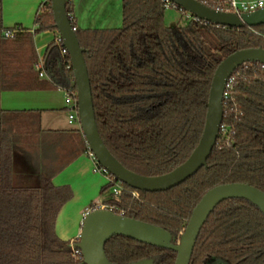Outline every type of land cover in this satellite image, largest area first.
Segmentation results:
<instances>
[{"label":"trees","instance_id":"16d2710c","mask_svg":"<svg viewBox=\"0 0 264 264\" xmlns=\"http://www.w3.org/2000/svg\"><path fill=\"white\" fill-rule=\"evenodd\" d=\"M225 11L228 0H199ZM0 34L17 29L3 26ZM116 28H76L87 66L95 120L108 150L126 168L145 176L161 175L181 164L197 145L216 66L244 48H264V24L240 28L188 19L165 24L164 0H121ZM68 7V2H67ZM72 27L75 23L70 18ZM56 31L50 0L40 3L32 33ZM32 33L28 32L31 38ZM13 36V37H14ZM3 63L7 68V60ZM69 56L62 59L64 86L76 89ZM221 124L206 166L164 191H141L122 183L117 213L161 226L179 239L192 210L210 188L247 183L264 192V64L238 66ZM2 89H16L11 74ZM85 150V148H84ZM106 183L101 193L110 189ZM136 191L137 195H133ZM72 197L67 185L41 174L37 183L21 179L8 130L0 128V264H82L56 232V220ZM108 260L128 264L153 258L174 264L176 252L114 235L104 246ZM189 264H264V213L244 198L221 201L204 221Z\"/></svg>","mask_w":264,"mask_h":264},{"label":"crops","instance_id":"0c3cea01","mask_svg":"<svg viewBox=\"0 0 264 264\" xmlns=\"http://www.w3.org/2000/svg\"><path fill=\"white\" fill-rule=\"evenodd\" d=\"M41 2H2V21L7 28L17 25L22 29L11 38L9 54L2 55L0 128L8 130L22 180L37 183L39 176L46 174L54 185L71 188L72 197L57 217L56 232L64 240H73L80 232L84 209L91 202L107 199L100 197V189L107 181L93 171L81 130L66 124L61 89L63 55L57 32L32 33ZM121 4V0H68L67 9L76 28H116L122 22ZM39 62L43 64V75L36 68ZM10 74L18 87L2 89L3 77L9 78Z\"/></svg>","mask_w":264,"mask_h":264},{"label":"water","instance_id":"95a60500","mask_svg":"<svg viewBox=\"0 0 264 264\" xmlns=\"http://www.w3.org/2000/svg\"><path fill=\"white\" fill-rule=\"evenodd\" d=\"M200 20L233 28L264 24V6L249 12L236 13L212 8L199 0H169ZM56 30L66 48L77 90L80 130L99 163L117 180L141 191L170 189L206 166L207 158L216 144L222 122L223 92L228 77L246 62L264 64V48H244L224 57L216 66L206 101L205 122L201 137L190 155L178 166L161 175L145 176L126 168L108 150L102 140L94 114L90 80L80 46L72 28L67 9L68 0H50ZM244 198L264 213V192L247 183L231 182L207 190L194 206L179 239L161 226L137 220L110 209H94L81 222L77 241L72 248L80 251L82 264H114L105 254L104 246L114 235H123L153 246L176 252L174 264H189L199 231L217 204L228 198ZM153 258H144L128 264H153Z\"/></svg>","mask_w":264,"mask_h":264},{"label":"built area","instance_id":"2783aa9c","mask_svg":"<svg viewBox=\"0 0 264 264\" xmlns=\"http://www.w3.org/2000/svg\"><path fill=\"white\" fill-rule=\"evenodd\" d=\"M164 2H165V8L166 9L167 8H176L182 14H185L187 19H193V20H196V21H199V22H206V21L198 19L197 17H195L191 13L183 10L181 7H179L176 4L170 2L169 0H164ZM263 6H264V0H228L227 9L225 11H232V12H236V13L239 14L241 12L253 11V10H256V9H258L260 7H263ZM70 18H71V16H70ZM72 28H73V30L76 29V27H72ZM16 31H17V29L5 30L3 32V36L5 38H12ZM57 34H58V32H57ZM57 41L61 45V53H62V55L64 57L66 54H68V52H67L66 48L63 46V44H62V41H61V38H60L59 34L57 35ZM42 66H43V64L41 62L36 64V68L38 69L40 75H43ZM66 67L67 68L71 67L70 60H69V64H67ZM234 80H235V76L232 73L227 79V82L225 84V89H224V92H223L222 103H223L224 110L226 108L227 101L230 99L231 90H232V86H233ZM61 89H62L63 94H64V103H65V111H66V114H67L66 115L67 116V122L70 125H76L80 129V123H79V118H78L77 90L76 89H72L69 86L61 87ZM220 130L222 131L223 134L227 133L226 128L222 124H220L218 135L220 133ZM85 152L89 155V157L92 160L93 171L101 173L102 175L105 176L107 183H109L111 185L110 186V190H111L110 195H111V197L115 201H118L122 191L124 190V186H123L122 182L117 180L112 174H110L107 171V169L104 166H102L99 163V161L94 156L93 152L90 150L89 144L87 143L86 140H85ZM132 194L133 195H137V192L136 191H132ZM94 209H110L112 211H115L116 209H118V207L114 203L113 204H109V203H105V201H103V202L102 201H94V202H91L84 209L83 218L89 212H91ZM76 251H79V250L76 249Z\"/></svg>","mask_w":264,"mask_h":264},{"label":"rangeland","instance_id":"374dc122","mask_svg":"<svg viewBox=\"0 0 264 264\" xmlns=\"http://www.w3.org/2000/svg\"><path fill=\"white\" fill-rule=\"evenodd\" d=\"M40 1H44V0H40ZM164 16H165L164 21H165V24L167 26H174V25L183 26L188 20L186 18V15L182 14L176 8H167L165 10V15ZM3 26L4 27H8V24L3 22ZM12 44H13V42L11 41V38L10 39L9 38L6 39L5 37H3L0 34V66L2 65V58H3L2 55L6 56L7 54H9V52L11 51V48H12ZM0 75H1V71H0ZM65 115H67L66 111H65ZM66 118H67V116H66ZM65 121H66V124L68 126H71V127L74 126V125L68 124L67 119ZM99 174H101V173H99ZM28 183H32V182L28 181ZM110 192H111V190L108 189L103 194H101L100 197H106V198L110 199L111 198Z\"/></svg>","mask_w":264,"mask_h":264}]
</instances>
